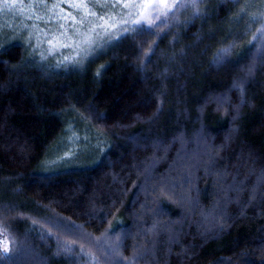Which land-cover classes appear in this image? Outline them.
<instances>
[{
    "label": "trees",
    "instance_id": "trees-1",
    "mask_svg": "<svg viewBox=\"0 0 264 264\" xmlns=\"http://www.w3.org/2000/svg\"><path fill=\"white\" fill-rule=\"evenodd\" d=\"M63 1L12 24L56 27ZM134 27L72 63L0 45V264H264V0Z\"/></svg>",
    "mask_w": 264,
    "mask_h": 264
},
{
    "label": "rangeland",
    "instance_id": "rangeland-1",
    "mask_svg": "<svg viewBox=\"0 0 264 264\" xmlns=\"http://www.w3.org/2000/svg\"><path fill=\"white\" fill-rule=\"evenodd\" d=\"M45 1L46 0H25V2H22V5L28 10L33 9L34 4L37 3H40L41 6L44 7ZM111 2L115 5L117 12L112 16L105 17L104 21H99L97 17H94L93 19L89 17L88 22H85L83 24L78 23L74 25L71 17H75L77 21H80L81 17L85 15V10H78L73 6L75 4H80L81 0H64L61 4L58 5L60 9L57 10V17L55 18V20L59 25H56V27L52 26V23L50 25V22L47 20V18L44 19V17H38L39 19H42H38V23L43 22L40 27L38 26V23L32 27H29V24L24 17L20 19L19 24H12V21L18 18L15 16H11V11H0V45L5 41L10 40L12 36L18 37L19 34H24L25 36H23L25 38V41L29 46H31L32 42L37 40V44L34 46L32 45L34 50L37 49V46L39 44L41 45L37 49V52L40 51L39 60L41 59L46 61L50 57H54L55 59L63 50H66L63 52H65L70 59H73V57L76 58L77 56L75 55V51L61 46L62 44L68 42L69 37H71L72 40L77 39V37L73 35L74 28L78 29L80 32H85L93 25L103 24L106 22L109 23V26L107 28L97 27L95 33H87L95 41L93 47H97L99 46V44H102L101 41L103 38L107 39L113 35L116 37L118 34L123 32V28L134 26L130 23H122L123 17H127L130 21L138 18L136 16H128L129 9L124 8L123 5H131L133 2L139 3L140 0H111ZM83 3H86L89 6L91 12L97 9L105 11L107 0H83ZM66 16L68 17L67 19L65 18ZM109 18L115 20L116 23L114 25L111 24ZM49 40L52 41L51 45L48 43ZM87 55L88 54H85L84 56ZM42 57H46V59ZM79 57L80 56L78 55L77 58ZM67 143L71 146L69 150H67L64 154H60L61 149L64 147V143L62 145H59L57 149L51 153L48 159V166H46V168H56L57 166H61L64 163L71 161L74 157H77L76 159H78L80 156H83L92 149V142L89 141V138L87 136L78 138V140H74L73 138H71L67 141Z\"/></svg>",
    "mask_w": 264,
    "mask_h": 264
},
{
    "label": "snow or ice",
    "instance_id": "snow-or-ice-1",
    "mask_svg": "<svg viewBox=\"0 0 264 264\" xmlns=\"http://www.w3.org/2000/svg\"><path fill=\"white\" fill-rule=\"evenodd\" d=\"M200 0H140L139 3L133 2L131 5L125 4L124 8L129 9L128 16H136L137 19L129 20L127 17L122 18L123 24H132L135 27L132 28V31H140L144 29V26L147 25L149 28L156 26V21L160 20L161 17H167L170 12H173L175 9H179L186 6H191L193 8L196 7L197 3ZM78 10H85V15L81 17L80 21H77L75 17H71L73 20V24L76 25L78 23L83 24L88 22L89 17H96V13L91 12L89 6L86 3H83L81 0L80 4L73 5ZM115 7V5H113ZM23 10V5L21 0H0V11H12L14 9ZM70 15V14H69ZM68 18L67 16L65 17ZM99 21H104V16L97 17ZM111 24H115L116 21L112 18H109ZM109 23L97 24L88 28L85 32H80L78 29L74 28L73 35L77 37L76 40H72L71 37L68 38V42L62 44L61 46L64 48H69L75 51L81 58L85 54L90 55L91 52L95 51L93 47L95 41L87 34L88 32L95 33L96 28H107ZM130 29L125 27L123 28V32L126 34ZM261 33L264 34V29L261 30ZM48 43L51 45L52 41L49 40ZM228 50H222L221 53L218 54V62L222 57H226ZM51 54V52H50ZM46 59V57H42ZM75 61V57L73 60H69L68 57L64 58V63H72ZM5 252H7V248H5Z\"/></svg>",
    "mask_w": 264,
    "mask_h": 264
}]
</instances>
